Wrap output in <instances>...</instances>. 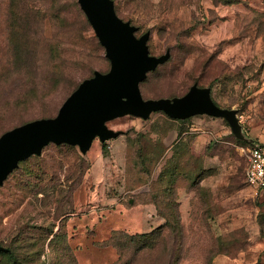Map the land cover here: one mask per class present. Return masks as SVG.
<instances>
[{"label":"rangeland","instance_id":"374dc122","mask_svg":"<svg viewBox=\"0 0 264 264\" xmlns=\"http://www.w3.org/2000/svg\"><path fill=\"white\" fill-rule=\"evenodd\" d=\"M111 1L150 34V56L170 54L143 97L206 91L245 138L223 115L155 111L107 120L120 134L105 155L99 136L86 152L49 143L0 186V264H264V191L246 181L249 147L264 142V0ZM110 68L78 0H0V135L56 116Z\"/></svg>","mask_w":264,"mask_h":264},{"label":"water","instance_id":"95a60500","mask_svg":"<svg viewBox=\"0 0 264 264\" xmlns=\"http://www.w3.org/2000/svg\"><path fill=\"white\" fill-rule=\"evenodd\" d=\"M78 1L106 49L111 68L84 79L65 99L56 116L31 120L0 136V186L21 161L40 154L51 142L78 145L86 152L96 136L102 142L117 138L120 132L110 129L106 121L127 113L146 118L151 112L163 111L180 119L197 113L223 115L230 120L234 133L245 138L233 112L214 106L206 91L193 88L174 99H145L141 82L170 54L150 56V34L136 37V28L117 15L111 0Z\"/></svg>","mask_w":264,"mask_h":264},{"label":"built area","instance_id":"2783aa9c","mask_svg":"<svg viewBox=\"0 0 264 264\" xmlns=\"http://www.w3.org/2000/svg\"><path fill=\"white\" fill-rule=\"evenodd\" d=\"M246 181L257 191H264V142L249 147Z\"/></svg>","mask_w":264,"mask_h":264},{"label":"trees","instance_id":"16d2710c","mask_svg":"<svg viewBox=\"0 0 264 264\" xmlns=\"http://www.w3.org/2000/svg\"><path fill=\"white\" fill-rule=\"evenodd\" d=\"M116 12H117V10H116ZM145 80H146V79H145ZM145 80H144V81H145ZM144 81H143V82H144ZM143 82H141V84H142ZM141 84H140V88H141ZM76 88H77V87H76ZM76 88H75V89H76ZM75 89H74V90H75ZM74 90H73V91H74ZM73 91H72V92H73ZM72 92H71V93H72ZM71 93H70V94H71ZM70 94H69V95H70ZM69 95H68V96H69ZM27 122H29V121H27ZM25 123H26V122H25ZM23 124H24V123H23ZM21 125H22V124H21ZM18 126H19V125H18ZM15 127H16V126H15ZM13 128H14V127H13ZM10 129H12V128H10ZM10 129H8V130H10ZM8 130H6V131H8ZM6 131H5V132H6ZM3 133H4V132H3ZM3 133H2V134H3ZM2 134H1V135H2ZM1 135H0V136H1ZM255 143H259V142L257 141V142H255ZM251 146H252V145H251ZM251 146H250V147H251ZM108 147H109V146H108V143H107V142H104V143L102 144V149H103V153H104V155L107 154V152H108ZM152 204H153V203H152ZM180 221H181V220H180V214H179L178 210H176V211H175V222L173 223L170 219H166V223H165V224H166L168 227L170 226L172 229L176 230V229L179 228V226H180ZM152 232H153V231H151V232L137 233V234L131 235V238H143V239L145 240V239H147L148 237L151 236V233H152ZM2 254H3V253H2ZM8 256H9V258L12 260V262H14L13 253H9ZM176 264H177V263H176Z\"/></svg>","mask_w":264,"mask_h":264},{"label":"crops","instance_id":"0c3cea01","mask_svg":"<svg viewBox=\"0 0 264 264\" xmlns=\"http://www.w3.org/2000/svg\"><path fill=\"white\" fill-rule=\"evenodd\" d=\"M114 139V138H113ZM110 142V141H108ZM110 147V146H109ZM144 206L148 207L150 210L155 211L156 206L152 203L144 204Z\"/></svg>","mask_w":264,"mask_h":264}]
</instances>
